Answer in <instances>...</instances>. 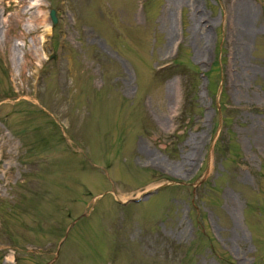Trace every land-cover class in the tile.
<instances>
[{
  "label": "rangeland",
  "instance_id": "obj_1",
  "mask_svg": "<svg viewBox=\"0 0 264 264\" xmlns=\"http://www.w3.org/2000/svg\"><path fill=\"white\" fill-rule=\"evenodd\" d=\"M191 5L0 0V264H264V0Z\"/></svg>",
  "mask_w": 264,
  "mask_h": 264
},
{
  "label": "bare ground",
  "instance_id": "obj_2",
  "mask_svg": "<svg viewBox=\"0 0 264 264\" xmlns=\"http://www.w3.org/2000/svg\"><path fill=\"white\" fill-rule=\"evenodd\" d=\"M174 1H175V4L177 3V4H181V5L186 4V3H190V4H192L191 5L192 7L194 6V4L197 3V0H193V2H192V0H187V1L186 0H174ZM237 9H238L239 13L240 14L243 13V16H244L238 22L237 32L239 34H241L242 36L245 35L247 37L250 34H252V32L254 31V28L251 25V19H252L251 18L252 17L251 5L250 4L246 5L244 2H240L237 5ZM191 15H192L191 20H192V23H193V24H191V29L192 30H197L195 33L199 34L198 35V39L199 40H197V41L201 42V40H204V39H207V38L209 39V34L204 31V28L199 27V29H198V27H196V29H195V25H196L195 23H197V25H200L201 18H199V19H197V21H195L194 15L192 14V12H191ZM165 17H166L165 23H166L167 26H169V28L171 30L170 35L172 36L175 32H174L173 23L171 21V14L169 13V11H167ZM196 34L195 35L193 34V36H195L197 38ZM197 47H199L198 44H197ZM197 51L200 52L199 50H197ZM35 59H38V56H36ZM30 64L32 66L33 61H31ZM28 65H29V62H28Z\"/></svg>",
  "mask_w": 264,
  "mask_h": 264
},
{
  "label": "water",
  "instance_id": "obj_3",
  "mask_svg": "<svg viewBox=\"0 0 264 264\" xmlns=\"http://www.w3.org/2000/svg\"><path fill=\"white\" fill-rule=\"evenodd\" d=\"M51 18H52L53 24L56 25L58 20H57L56 13L54 10L51 11Z\"/></svg>",
  "mask_w": 264,
  "mask_h": 264
}]
</instances>
